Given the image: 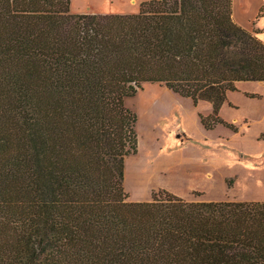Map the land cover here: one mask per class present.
<instances>
[{"label": "trees", "instance_id": "1", "mask_svg": "<svg viewBox=\"0 0 264 264\" xmlns=\"http://www.w3.org/2000/svg\"><path fill=\"white\" fill-rule=\"evenodd\" d=\"M258 33L233 0L117 14L0 0V264H264V200H131L124 188L138 150L125 98L159 83L196 104L264 81Z\"/></svg>", "mask_w": 264, "mask_h": 264}, {"label": "rangeland", "instance_id": "2", "mask_svg": "<svg viewBox=\"0 0 264 264\" xmlns=\"http://www.w3.org/2000/svg\"><path fill=\"white\" fill-rule=\"evenodd\" d=\"M142 1L71 0V12L136 13ZM241 8L243 15L251 14L245 0ZM255 21L248 29L256 30ZM237 87L208 90L195 104L164 84L145 83L135 96L125 98L138 115V150L125 157L124 188L129 199H149L154 191L165 189L188 200H264V81L240 82ZM207 100L215 102L211 116L236 130L223 123L204 129L199 114L207 115ZM203 132L205 138L197 137ZM192 145H202L203 152ZM182 154L211 159L208 176L194 175L195 170L179 174L174 165H180ZM185 184L190 186L186 189Z\"/></svg>", "mask_w": 264, "mask_h": 264}, {"label": "crops", "instance_id": "3", "mask_svg": "<svg viewBox=\"0 0 264 264\" xmlns=\"http://www.w3.org/2000/svg\"><path fill=\"white\" fill-rule=\"evenodd\" d=\"M242 1L243 0H233V16L235 17L236 22L248 29V28H250L251 23H253V21H255V19H256L255 28H256V30L259 31L258 36L264 41V14L262 16L256 18L260 8L264 5V0H245V2L250 3V5H251V14L247 15V16L243 15V13H242V8H241L242 7ZM240 82H252V81H239L238 83H240ZM238 83L236 84V86H238ZM216 89H218V88H216ZM233 91H235V90H233ZM207 101H208L209 108L207 110H205L204 112H205V114L209 115L214 110L215 102H213L211 100H207ZM200 105H201V102L199 101L198 106H200ZM202 129L203 128L199 127L198 130H202ZM204 129H206V128L204 127ZM206 130H212V129H206ZM191 133H193V132H191ZM205 136H207V132H203L202 134L197 135V137H200L201 139L205 138ZM190 139H192V137ZM189 140H185V141L189 142ZM185 141H183V142H185ZM192 146L196 147L198 149V151H200V152L201 151L203 152V150H204L202 145H192ZM215 158L217 159V157H215ZM215 158H213V161L217 162L218 159L216 160ZM210 160H207V158L202 157L200 154H192L188 157H185L183 155V159H181L180 165H178L175 161L176 165H174V167H175V170H177V172L181 175H183V172H186L188 174V171L195 170L194 175H197L201 172L200 174L205 173V175L208 176V173H209L208 169L210 168V166H209ZM218 161H220V160H218ZM225 162H226V160L223 161L222 164H225ZM205 163H206V165H205ZM188 184L191 185V183H188ZM188 184L183 185V187L187 189L188 186H190ZM143 200H147V199H143Z\"/></svg>", "mask_w": 264, "mask_h": 264}]
</instances>
